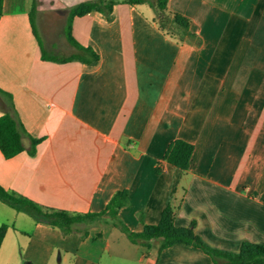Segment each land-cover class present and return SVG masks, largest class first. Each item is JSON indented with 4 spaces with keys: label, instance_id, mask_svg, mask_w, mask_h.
Listing matches in <instances>:
<instances>
[{
    "label": "crops",
    "instance_id": "1",
    "mask_svg": "<svg viewBox=\"0 0 264 264\" xmlns=\"http://www.w3.org/2000/svg\"><path fill=\"white\" fill-rule=\"evenodd\" d=\"M81 1L3 0L0 88L43 139L34 154L0 151V185L72 212L100 211L126 189L118 216L132 231L158 223L170 203L175 225L193 224L212 247L264 243V0H167L199 43L165 34L150 4L117 0L109 17L92 9L73 19V36L95 62L43 58L41 46L79 53L64 27ZM46 19H59L58 29ZM0 103L1 115V95ZM176 138L193 144L187 170L163 159ZM7 225L0 264H213L193 244L143 246L114 224L62 235L38 223L42 243L26 248L8 242L17 229Z\"/></svg>",
    "mask_w": 264,
    "mask_h": 264
},
{
    "label": "trees",
    "instance_id": "2",
    "mask_svg": "<svg viewBox=\"0 0 264 264\" xmlns=\"http://www.w3.org/2000/svg\"><path fill=\"white\" fill-rule=\"evenodd\" d=\"M129 3H140L147 1L155 11V21L159 28L175 40H193L199 43L198 36L190 29V19L177 12H173L167 7V0H126ZM114 0H85L73 5L68 12L64 32L69 43L75 46L78 54L68 56H57L47 53L41 46L42 57L50 60L68 61L79 59L84 62H95L98 54L91 48L81 45L72 34L73 19L82 16L92 9L101 11L109 17ZM3 10V0H0V16ZM35 4L33 3L30 13L31 23L34 28L33 13ZM0 95L5 99L3 105L4 112L0 115V151L6 158L27 150L29 154H34L37 145L43 137L32 136L19 119L14 107L11 93L0 88ZM1 104V103H0ZM29 139V145L23 144V137ZM193 144L180 138L169 142L163 159L170 164L187 170L191 163ZM161 170L157 164L156 171ZM0 200L9 206L24 211L37 221L50 226L60 227L64 231H69L77 222H93L103 219L120 229L127 235L129 240L149 246L154 239L162 240V247L175 243L193 244L201 248L212 257L213 264H264V243L243 241L237 252L223 250L212 247L204 242L194 231V225L177 226L174 223V208L167 203L161 213V217L156 224H144L139 232L132 231L118 216V210L128 203V191L126 189L117 190L113 193L106 206L97 212H72L65 209L48 207L22 194L15 193L0 185ZM6 223L0 225V245L7 230Z\"/></svg>",
    "mask_w": 264,
    "mask_h": 264
},
{
    "label": "rangeland",
    "instance_id": "3",
    "mask_svg": "<svg viewBox=\"0 0 264 264\" xmlns=\"http://www.w3.org/2000/svg\"><path fill=\"white\" fill-rule=\"evenodd\" d=\"M140 6L144 10L152 11L150 10L151 8L149 7V3L147 1L141 2ZM59 21H60L59 19H56L55 22L52 21V23L49 24L50 19H46V24L49 25L52 29L54 28L55 30H57L59 26ZM4 223L9 224L10 226L13 225L17 229V230H12V233H15L17 237L11 236L8 242L10 243L18 242L19 244L23 245L24 248H26V246L29 243H30V247L32 246L36 247V244L42 243V235L40 230L41 228L39 229L37 225L38 223H42V222L37 221L28 213L21 210H17L0 200V225ZM106 224L112 225L110 219H108V221H104L103 219H97L93 222L87 221L85 222V224L72 225V228L69 231H64L60 227H56V226H52V227H54L57 231H60L62 235H71V234L76 235L77 233L84 235L90 230V228L98 227ZM20 231H22V233ZM97 239L102 243V241L99 238ZM29 251L30 250H28V253H30ZM28 263H29L28 260L23 261V264H28Z\"/></svg>",
    "mask_w": 264,
    "mask_h": 264
}]
</instances>
